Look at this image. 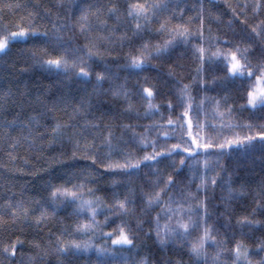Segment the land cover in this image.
Segmentation results:
<instances>
[{"label":"snow or ice","instance_id":"6c2138e0","mask_svg":"<svg viewBox=\"0 0 264 264\" xmlns=\"http://www.w3.org/2000/svg\"><path fill=\"white\" fill-rule=\"evenodd\" d=\"M214 4L215 0H208L207 5L204 0H199L198 5H193L197 8L196 15L183 21L184 9L180 7V0H129L123 12L114 2L57 0V6L65 9L64 14L53 13L51 8L44 9L48 23L43 26L36 23L40 13L29 11L15 24V30L8 25L0 27V59L7 56L16 43L31 42V47L21 50V55L27 53L32 64L20 71L27 73L38 67L51 79L47 86H39L35 96L27 86L18 95L10 89L0 91V129L11 141L10 147L15 150L22 142L34 147L37 141L43 142L46 137H50L47 140L49 146L63 140L72 144L70 157L54 161L55 166L67 171L59 177L50 175L44 182L47 197L21 196L15 199L13 196L0 207V225L7 223L4 219L7 214L13 225L39 227L56 220L61 209L72 206V216L76 218L73 223L64 226L59 234L50 231V237L54 238H50L46 245L30 242L34 254L21 252L20 264L47 262L49 258H55L54 264H73L81 257H88L85 264H154L150 256L139 255L141 244L137 241L145 223L152 225L145 234L153 235L161 250L174 248L180 254L178 258H167L161 264H186L183 254L189 257L187 264H264V255H261L264 253V238L250 246L244 239L237 238L232 223V202L252 196L251 210L238 216L235 225L240 229L241 237L264 228V117L261 122L240 123L234 118V106L227 104L226 95L220 99L205 95L197 102L191 86L178 81L181 83L176 90L178 103L166 102L164 106L170 114L165 118L160 113L161 105L155 102L159 83L144 76L143 83L139 79L136 81L138 95L145 102L143 115L147 118L160 113V119L148 125L121 120L123 115L131 113L140 118L139 110L131 100L137 93L129 87L130 78L139 76L154 59L164 58L178 43L187 45L193 40L200 41L193 45L198 60L197 76L193 81L198 80L203 88L209 84L224 88L236 85L243 90L240 98L244 103L240 108L264 113V19L250 25L247 19L239 20L241 13L228 4L232 13V19L227 21L229 27L233 23L245 26L240 33L232 29L233 35L239 38L238 42L227 36H206L204 29L208 19L223 23L224 14L212 11ZM249 6L254 13H259L264 9V0H252L251 5L246 2L243 8ZM5 7L17 11L28 5L19 0H0V12ZM32 7L39 5L33 4ZM177 14L183 22L173 24ZM109 20L114 23L109 24ZM193 20L199 22L195 31L190 26ZM126 21H131V33L120 31ZM153 22L159 24L155 29L150 27ZM208 30L211 33L210 25ZM146 31L166 34L168 38L155 43L143 40L138 46H132L133 41L140 40ZM125 44L130 45L123 57L125 62L117 63L114 68L106 58L112 56L116 46L122 48ZM253 55L257 56L255 62ZM120 58L119 54L113 57ZM215 62H223L225 76L209 82L203 75L205 65ZM121 72L128 74L123 82H120ZM168 75H175L171 67ZM105 84L109 85L108 89L104 88ZM109 92L113 99L122 100L126 106L118 114L102 112L97 116L93 110H99V106L94 100ZM208 104L213 117L211 123L206 111ZM12 107L15 112L8 119L6 114ZM177 108L181 111L173 118L171 113ZM58 111L64 112L67 119L57 117L55 113ZM49 114H52L51 123L48 122ZM140 127L143 132L137 131ZM208 128L215 134L207 132ZM16 130L19 135L13 136ZM153 130L155 136L151 135ZM225 131L230 135H224ZM170 140L176 142L168 143ZM129 141L136 143L142 151L149 148L151 151L138 155L121 147ZM8 155L12 160L16 159L11 152ZM226 155L235 158L231 172L221 162ZM80 162H89V168L76 169L74 165ZM258 163L260 179L253 187L252 181L239 173L247 169L249 174H254ZM97 164L99 168H96ZM185 167L192 180L198 179L199 183L195 185V191L181 189L176 194L171 189L177 184L176 176ZM50 168L53 164L31 175L47 174ZM92 168L102 175L124 177L123 180H111L114 187L126 188L124 194L113 193L112 203L97 196V189L88 187L96 179ZM142 168H149L151 175L139 188L142 206L133 227L125 217L136 214L137 188L133 186L132 177ZM168 168L172 173L167 171ZM16 171L23 172L22 169ZM63 176L68 178L63 179ZM81 176L83 179L72 182L73 178ZM57 179L62 182L55 183ZM217 187L224 193L222 205H219L224 212H214L213 208L219 206L210 204V200L215 199ZM156 209L159 211L150 216ZM102 212L111 215H106L103 221L98 220ZM214 215L217 220L224 218L222 227L226 229L225 233L210 223ZM113 217L120 222L110 231H104ZM244 229L248 232L245 233ZM193 233H196L195 237ZM97 238L104 242L96 244ZM23 246L24 241L18 238L0 249V254L9 261L14 260L18 249ZM93 255L95 259L91 258ZM0 264H3L2 260Z\"/></svg>","mask_w":264,"mask_h":264},{"label":"trees","instance_id":"16d2710c","mask_svg":"<svg viewBox=\"0 0 264 264\" xmlns=\"http://www.w3.org/2000/svg\"><path fill=\"white\" fill-rule=\"evenodd\" d=\"M19 2L27 4V8H22L17 11H12L8 8H4L2 12H0V27L4 25H8L12 30H15V24L20 22V18L25 16L29 11L39 12L40 16L36 19V23L39 26H43L48 23V20L44 18V9L51 8L53 13L60 12L61 15L64 14L65 9L59 8L57 6V0H19ZM85 2H96V0H85ZM100 3H116L121 8L123 12L127 7V3L129 0H98ZM249 3L251 5L252 0H215V4L212 6L213 12L223 13V23L215 22L211 19H208L205 24V35H219L221 38L227 36V38L231 40H235L238 42V37L233 35L232 29H235L237 33H240L245 30V26L239 23H233L231 27L227 24V21L232 19V13L228 9L227 5L231 4L233 8L237 9L238 13H241L239 16V20L247 19L250 25L256 24L259 20L264 19V9H262L259 13H254L251 6L247 9L243 8L245 3ZM199 0H180V7L184 9L183 21H187L189 17H194L197 12V8L193 7V5H198ZM204 3L207 5L208 0H204ZM33 4H38L39 7L33 8ZM167 15V14H165ZM207 16V12L205 13ZM179 14H177L176 18L172 21L173 24L181 23ZM113 20H109V24H113ZM198 21L193 20L191 23V28L195 31ZM208 25L211 27V33H209ZM159 26L157 22H153L150 26L152 29H155ZM131 21H126L124 25L120 26V31L123 32L125 30L131 33ZM166 34H159L155 31H146L142 34L140 40H134L132 46H138L143 40H150L153 43L155 42H163V40L167 39ZM81 43H83V39L81 38ZM200 43L199 40H193L191 43L185 45L183 43H178L173 49L170 50L169 54L160 60L154 59L151 63V66L148 67L144 72L139 73V76H132L129 80V87L133 90V92L137 93L134 95L131 100L139 110L140 118L137 119L135 113H131L128 115H123L121 120L124 123H133L140 125H148L153 120L160 119V113H163L164 117L170 114L169 110L164 106L168 100H171L174 104L178 103L176 97V90L183 84H189L191 86L192 95L196 98L197 102L199 99L205 95L210 97H216L217 99L222 98L223 96H227V104L234 106L233 116L234 118L240 122L244 123L251 120L254 123L261 122L262 117H264V113L260 111L250 112L248 110H244L240 108V105L244 103V101L240 98L243 94V90L240 89L236 85H229L227 88H224L222 85H212L209 84L207 88H203L200 86L198 80L193 81V77L197 76V66L198 60L194 55L193 45ZM259 44V41H257ZM231 45H221V47H230ZM31 47V42L29 44L25 43H16L11 52L2 59H0V91H8L9 89L14 95H18L19 91H23L25 86L32 91L35 96L38 92V88L40 85L47 86L51 83V79L48 78V74L44 73L38 67H33L29 72L23 73L20 70L24 67H27L32 64L30 56L25 53L21 55V50L27 49ZM130 45L125 44L122 48L116 46L115 51L112 52V56L107 57V63L115 65L117 63H124L123 57L129 51ZM259 52V48H257V53ZM119 54L120 59H113ZM253 61L255 62L257 56L253 55ZM5 61L7 63H5ZM15 62V63H13ZM172 68L175 72L174 76H169V68ZM126 72H121V81L123 82V78L127 76ZM205 78L210 82L213 78H222L225 76L224 65L223 62H215L208 63L205 65V71L203 73ZM148 76L150 79H154L159 83V94L156 97L155 102L161 105L160 113H157L155 116H149L147 118L144 117V101L138 95L139 88L136 86V81L139 79L141 83H143V77ZM239 81H237V85ZM150 86V85H149ZM109 85L105 84L104 88L108 89ZM91 91V88L88 89ZM83 94V93H81ZM94 104L99 106V110L94 108L95 114L98 116L102 112L108 113V115H114L120 113V111L126 106L122 100L113 99L111 93L109 92L106 95H101L96 100H94ZM181 111L180 108H177L175 113H171L173 118L175 115ZM206 111H208L209 123L213 121V117L211 116V105H206ZM15 112V108H10L9 113H7V118L11 119L12 115ZM51 115L49 114L48 122L51 123ZM57 117L62 120H66L67 117L64 112L58 111L55 113ZM203 120V115L201 116ZM121 121H116V123H120ZM217 124L218 120L215 121ZM219 129H217L218 131ZM43 131V129H40ZM70 131V130H69ZM138 132H143V127L137 128ZM207 132L211 134H215L212 132L211 128L206 129ZM237 131L243 132V129H237ZM13 136L19 135V130H16L12 133ZM151 135L155 136V131L151 133ZM224 135H230L229 132L225 131ZM50 137H46L43 142L37 141V146L29 147V145L25 142H22L19 147L13 150L10 147L11 141L8 140L4 136V130L0 129V207H2L7 199L10 197H15V199H20L21 196L24 197H34V198H45L48 195L47 189L44 187V182L49 178V176H61L62 173L67 171L64 168L55 166L54 161L56 158L67 159L71 156L72 152V144L68 143L67 140L60 141L58 143H53L51 146L48 145L47 140ZM127 140L128 137L125 136ZM175 140H170L168 143H175ZM42 143V146H41ZM163 143V141H161ZM122 148H125L128 151L135 152L138 155H143L144 151H151V149H144L143 151L140 147L134 143L129 141L127 144H122ZM9 152L12 153V156L16 157L15 160H12L9 157ZM63 154V155H61ZM116 158H119L117 156ZM177 161L179 157L176 158ZM227 168L228 171H232L235 165V158L226 155L223 157L221 161ZM167 163V162H165ZM49 164H53V168L49 169L47 174H41L40 176L31 175L34 172H39L41 169L48 168ZM74 167L76 169L79 168H89V162H80L75 164ZM163 167V165H160ZM96 168H99V164L96 165ZM17 169H22L23 172L16 171ZM70 170V169H68ZM91 171L95 173L96 179L94 183H89L88 187L96 188V195L104 197L106 203H112L113 193H120L121 196L126 191V188L123 186L114 187L111 184L112 179L123 180L122 176H109L103 174L101 172H96L95 168H92ZM167 171L172 173V169L168 168ZM174 174V173H173ZM241 177H247L252 181V186L255 187L260 179V168L259 163L257 164L254 174H249L247 169L241 171ZM151 175L149 168H142L138 174H135L133 179V186L137 188V211L135 216L133 217H125L128 219L130 223L135 227L136 216H140V207L141 202L139 199V188L140 186L145 184V181ZM67 176H63V179H67ZM77 179H83V177L73 178L72 182H77ZM177 184L171 189L172 192L179 194L181 189H190L195 191V185L199 183V180H192L191 173L187 167L180 170L179 175L176 176ZM191 181V183H190ZM55 183L62 182L60 179L54 181ZM224 193H222L221 189L217 187L215 189V199L210 200L211 205H222L221 197ZM203 195V193H201ZM252 196H246L242 199H238L232 202L233 209V228L236 231L237 238H242L244 241L250 246L258 243L260 238H264V228L255 229L250 235L240 236V229L235 225V219L241 214H247L253 204H252ZM159 211V209L154 210L150 213V216H154L155 212ZM214 212H224V208L219 206L218 208H213ZM106 215H111L108 212H102L97 219L103 221ZM143 219H148V217H141ZM4 219L7 221L6 224L0 225V249H2L5 245L12 244L18 238L24 241V246L22 249H18L17 256L14 260L9 261L6 257L0 254V260L3 261V264H20L21 261V252L27 254L29 252H33L30 247V242H39L42 245H46L47 241L50 238L49 232L59 234L61 229L66 225H71L73 221L76 219L72 216V206L69 205L63 209H61L57 214V219L50 221L47 225H40L36 227L34 225H13L11 218L5 214ZM120 221L118 218L113 217V221L109 224L108 227L104 229V231H110L111 228L115 227ZM210 223H214L219 231L223 234L226 232V229L222 227L225 223L224 218L220 217L219 220L216 219L215 215ZM152 227V225L145 223L143 226V231L140 232V240L137 241L138 244H141L139 249V255L144 256L148 255L154 261V264H161L163 260L167 258L176 259L180 255L176 249L168 248L165 250H161V248L156 244L155 238L153 235H146L148 228ZM70 230V229H69ZM244 232L247 233L248 229H244ZM196 236V233H193V237ZM79 238V237H77ZM104 241L97 238L95 240L96 244H101ZM34 254V252H33ZM261 255H264L262 253ZM95 259L94 255L91 257ZM183 260L188 262L189 257L186 254L182 255ZM55 258H49L47 262L38 261L37 264H54ZM88 257H81L76 259L73 264H85V261Z\"/></svg>","mask_w":264,"mask_h":264}]
</instances>
